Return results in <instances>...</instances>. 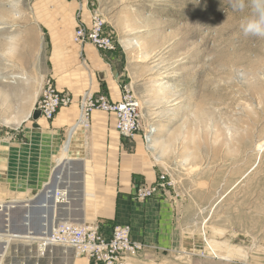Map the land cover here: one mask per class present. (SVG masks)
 Here are the masks:
<instances>
[{
    "label": "rangeland",
    "instance_id": "374dc122",
    "mask_svg": "<svg viewBox=\"0 0 264 264\" xmlns=\"http://www.w3.org/2000/svg\"><path fill=\"white\" fill-rule=\"evenodd\" d=\"M92 1L126 58L132 82L128 86L140 100L143 124L155 130L145 149L159 173L168 175L174 190L188 199L181 221L188 248L138 260L264 264V39L243 36L240 24L249 11L233 12L227 0ZM70 2L0 0L1 128L13 118L19 123L22 108L29 103L33 107L48 81L40 88L25 87L18 80L11 84L6 70L12 58L2 55L15 49L16 60H22L27 45L18 31L33 26L50 32L48 17L63 28L59 41L71 32L70 46L79 50L72 42L76 23ZM56 5L65 7V16L57 13ZM15 77L21 76L15 72ZM7 152L0 143V203H7ZM56 168L54 173H59L61 168ZM209 185L221 191L236 189L214 210L216 201L200 192ZM6 210L0 213L4 219L10 214ZM4 219L0 235L27 236ZM20 240L7 244L0 239V259L6 251L3 264H40L39 249L33 246L39 242ZM207 241L215 244L220 257L233 250L232 261L214 257ZM51 259V264L60 262ZM79 259L83 264L85 259Z\"/></svg>",
    "mask_w": 264,
    "mask_h": 264
},
{
    "label": "crops",
    "instance_id": "0c3cea01",
    "mask_svg": "<svg viewBox=\"0 0 264 264\" xmlns=\"http://www.w3.org/2000/svg\"><path fill=\"white\" fill-rule=\"evenodd\" d=\"M71 1L69 5L75 8V28L80 22L79 13L81 22L88 24L93 1ZM56 10L66 15L64 6L56 5ZM45 24L50 32L33 26L18 31L27 49L22 60H16L15 49H7L2 55L12 58L8 60L12 62L7 66L6 80L11 84L16 82L14 80L23 81L25 87L35 88L52 80L59 91L73 95L75 102L60 110L52 122H46L42 118L32 119L36 100L33 107L29 103L22 108L19 123H14L17 119L13 118L0 127V143L8 147L7 203L17 206L9 212L8 226L19 230L18 233L31 232L38 236L55 222L57 225L66 222L97 224L106 229L128 226L131 240L142 244L144 250L138 257L128 259L127 264H143L138 259H156L188 248L189 240H185L184 226H181L182 209L188 202L184 195L167 188L144 202L134 199L139 186L153 185L161 174L147 153L142 136L125 141L116 131L115 116L102 112L93 113L89 130L77 125L80 97L91 93L117 102L122 97L123 87L132 83L122 50L118 46L115 53H103L91 45L74 50L70 46L71 32L59 41L63 28L49 17ZM15 72L21 77L16 78ZM70 141L73 147L68 155L70 161L66 160L70 169L54 173ZM235 189L233 186L221 191L209 185L200 192L206 193L208 198L205 199L216 201L215 210ZM66 190L69 192L67 201L57 203L56 193ZM0 219L4 216L0 215ZM4 222L7 223L6 219ZM20 241L30 243L25 239ZM51 258L59 259L58 264H80L74 251L60 247H50L45 256H39V263L51 264Z\"/></svg>",
    "mask_w": 264,
    "mask_h": 264
},
{
    "label": "built area",
    "instance_id": "2783aa9c",
    "mask_svg": "<svg viewBox=\"0 0 264 264\" xmlns=\"http://www.w3.org/2000/svg\"><path fill=\"white\" fill-rule=\"evenodd\" d=\"M78 18L80 22L72 36V42L76 46L84 48L91 45L103 53H115L118 50V43L107 32L106 22L99 10L92 9L88 24L81 22V13ZM74 102L73 95L59 91L52 80H48L41 89L34 111H40L44 121L52 122L60 110L72 106ZM78 107L80 118L77 125L84 130L90 129L93 113L102 112L115 116L116 131L125 141L134 140L141 135L144 143L148 145L154 138L155 130L145 128L140 100L128 85L123 87L122 97L117 102L104 96L86 93L80 97ZM167 188H174V182L168 175L161 173L153 185L139 186L134 193V199L144 202L157 197ZM68 194L67 190L61 194L57 192L56 202L65 203ZM6 204L0 203V213L10 208ZM22 238H27L25 240L29 242H39L38 252L41 256H45L50 247H60L74 250L88 264H127L128 259L138 257L144 250L142 244L131 240V229L128 226L106 229L97 224L78 225L66 222L58 224L50 232L44 231L39 236L31 233Z\"/></svg>",
    "mask_w": 264,
    "mask_h": 264
},
{
    "label": "clouds",
    "instance_id": "9594fccd",
    "mask_svg": "<svg viewBox=\"0 0 264 264\" xmlns=\"http://www.w3.org/2000/svg\"><path fill=\"white\" fill-rule=\"evenodd\" d=\"M233 12L249 14L242 20L240 29L245 37H257L264 39V0H227ZM15 8L16 5L13 4ZM19 18L20 13H15Z\"/></svg>",
    "mask_w": 264,
    "mask_h": 264
},
{
    "label": "bare ground",
    "instance_id": "6f19581e",
    "mask_svg": "<svg viewBox=\"0 0 264 264\" xmlns=\"http://www.w3.org/2000/svg\"><path fill=\"white\" fill-rule=\"evenodd\" d=\"M79 7V6H78ZM85 11V13H86V15L88 16L89 14H87V10L86 9H84ZM169 76V75H168ZM77 127V126H76ZM74 130H75V128H73ZM75 133V132H74ZM73 141V140H72ZM153 141V140H152ZM70 143H71V141H70ZM67 144L66 146H65V150H64V155H63V157H62V163H61V167H63V165H65V163H68V165H69V161H70V159H68L69 158V153H70V151L72 150V147H73V145H72V143L71 144ZM71 147V148H70ZM63 151V150H62ZM66 160H69L68 162L66 161ZM67 165V166H68ZM68 169H70L69 168V166H68ZM60 174V173H59ZM61 176V175H60ZM53 178V177H52ZM62 178V177H61ZM53 180V179H52ZM65 181V180H64ZM52 185V184H51ZM51 190V189H50ZM50 193V192H49ZM51 197H52V195H51ZM15 202H17V201H15ZM14 202V203H15ZM53 228H55V227H53ZM221 234V233H220ZM20 236V237H19ZM18 237H15V235H12L10 232L8 233V234H5V235H0V239H6L7 241L5 242V243H7V244H9L10 243V241H12V240H16L17 238L20 240V239H27V238H22L23 236H21V235H19ZM47 237H49V236H47ZM214 241V240H213ZM208 242V245H210V247H211V249H212V253L216 256V257H218L217 259H220V260H223V261H226V262H231L232 260H231V258L230 257H232V255H233V253L231 254V252L233 251H229V253L228 254H230L228 257H220V256H222V255H218L217 254V249H216V247H215V244L214 243H211V242H209V241H207ZM217 244V243H216ZM221 244H223V243H221ZM220 245V244H219ZM218 245V246H219ZM222 247V246H221ZM228 247V246H227ZM223 249V248H222ZM219 250V249H218ZM231 250V249H230ZM237 253L238 252H240L239 250L238 251H236ZM4 254V255H3ZM2 255V258L0 259V264H3V260H4V258H5V255H6V251L3 253ZM237 255V254H236ZM242 255V254H241ZM235 256V255H234ZM239 257V256H238ZM242 257V256H241ZM234 258V257H233ZM244 258H247L246 257V255H244ZM85 262L87 263V260H85ZM233 263V262H232ZM88 264V263H87Z\"/></svg>",
    "mask_w": 264,
    "mask_h": 264
},
{
    "label": "water",
    "instance_id": "95a60500",
    "mask_svg": "<svg viewBox=\"0 0 264 264\" xmlns=\"http://www.w3.org/2000/svg\"><path fill=\"white\" fill-rule=\"evenodd\" d=\"M32 119L34 120V121H37V120H39V119H41V112L40 111H34L33 112V114H32ZM68 163H65V165H63V167H61V166H59V168H61V170H60V172L59 173H61V172H63V171H67L68 170ZM16 207L17 206H11L8 210H6V211H8V212H10V210L11 209H16ZM5 217H6V222H9V214H5ZM26 219H27V217H26ZM55 226H57V223L55 222V224H53V225H51V226H46V228H45V231H47V232H50L52 229H53V227H55ZM44 231H42V233H43ZM41 233V234H42ZM29 234H31V232L30 233H27V234H24V235H29ZM16 236V235H15Z\"/></svg>",
    "mask_w": 264,
    "mask_h": 264
}]
</instances>
